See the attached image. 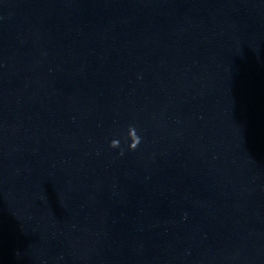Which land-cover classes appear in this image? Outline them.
<instances>
[{
    "label": "clouds",
    "instance_id": "9594fccd",
    "mask_svg": "<svg viewBox=\"0 0 264 264\" xmlns=\"http://www.w3.org/2000/svg\"><path fill=\"white\" fill-rule=\"evenodd\" d=\"M139 143H140V140H139V137L137 136L135 141L131 142V144L129 145L130 149L135 150ZM117 144H118L117 141H112L110 146L115 148L117 146Z\"/></svg>",
    "mask_w": 264,
    "mask_h": 264
}]
</instances>
